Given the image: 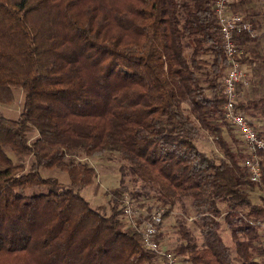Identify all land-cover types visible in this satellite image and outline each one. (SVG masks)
<instances>
[{
  "label": "trees",
  "instance_id": "trees-1",
  "mask_svg": "<svg viewBox=\"0 0 264 264\" xmlns=\"http://www.w3.org/2000/svg\"><path fill=\"white\" fill-rule=\"evenodd\" d=\"M215 1L0 0V104L15 89L25 96L19 118L0 114V264L159 263L123 216L125 188L111 190L110 213L81 195L97 172L79 151L120 154L157 187L164 219L189 204L202 240L180 224L170 251L181 263L236 264L223 220L239 262L264 264L249 222L264 220V199H249L259 183L250 156L222 137L233 130ZM251 37L235 35L239 45ZM203 133L217 138L218 156L197 145ZM43 169L66 173L69 186Z\"/></svg>",
  "mask_w": 264,
  "mask_h": 264
},
{
  "label": "built area",
  "instance_id": "built-area-1",
  "mask_svg": "<svg viewBox=\"0 0 264 264\" xmlns=\"http://www.w3.org/2000/svg\"><path fill=\"white\" fill-rule=\"evenodd\" d=\"M234 0H216L214 10L220 27L222 45L228 61V69L223 78V94L225 96L224 120L230 128L243 140L244 148L250 157L245 165L252 182L260 183L264 168V137L260 136L254 123L239 108V87L248 85L242 69L241 57L243 49L236 42L235 35L241 32L256 35L253 24L239 14L228 13V7ZM166 209L161 206L140 208L134 200L125 196L123 216L126 222L134 227L142 236L144 247L155 254L158 264H182L181 258L163 247L159 234L164 224ZM250 224L259 229L264 238V220L251 219Z\"/></svg>",
  "mask_w": 264,
  "mask_h": 264
},
{
  "label": "rangeland",
  "instance_id": "rangeland-1",
  "mask_svg": "<svg viewBox=\"0 0 264 264\" xmlns=\"http://www.w3.org/2000/svg\"><path fill=\"white\" fill-rule=\"evenodd\" d=\"M24 93L20 89L14 90V102L11 105L0 104V114L4 117L10 119L19 118L23 105H24ZM38 136L37 131H32L29 134L30 141L34 140ZM202 142L205 145L202 147L208 152L209 155L218 156L219 143L216 140H205ZM216 149V151H215ZM218 150V151H217ZM77 161H87L91 166H93L97 172V178L92 186H87L81 189V195L91 204V206L96 209L99 206H105L108 208V213H110L111 206V190L114 189H124L125 196L133 198L135 205L138 206V203H142L145 200L150 201L149 205H155L156 201L153 199V196L157 194V187L153 184H147L139 180L134 173L131 171V165L128 161L124 160L118 153H104L101 156H95L86 158L82 152H77L74 156ZM17 162H25L29 164L31 160L29 159H17L14 158ZM42 176L45 178H56L69 186V177L66 173L60 172L58 170L49 171L46 169L41 170ZM186 209H175L166 217L163 227L166 230L163 234V247L167 251L174 250L175 246L178 244V230L180 224L185 225L191 233L198 239L201 244V234L200 230L197 229L195 225L196 216L193 213V210L188 206L186 202ZM139 207V206H138ZM247 210V209H246ZM222 220V219H221ZM221 237H223L225 243H229V246L232 248L234 255L235 263L241 264L236 257L235 246L231 239V233L227 230L225 224L222 220L221 227ZM166 244H165V242ZM183 264V263H182Z\"/></svg>",
  "mask_w": 264,
  "mask_h": 264
},
{
  "label": "crops",
  "instance_id": "crops-1",
  "mask_svg": "<svg viewBox=\"0 0 264 264\" xmlns=\"http://www.w3.org/2000/svg\"><path fill=\"white\" fill-rule=\"evenodd\" d=\"M228 13L239 14L249 20L256 33L254 37L240 45L243 49L242 69L248 85L239 87V104L242 113L254 123L260 136L264 137V0H234L228 7ZM203 58L209 63L214 61L211 54ZM222 80L223 78L219 81L222 83ZM222 137L234 150L243 149L247 155L249 154L244 148L243 140L236 132L224 130ZM209 139L217 141V138L203 133L197 142L200 149L205 152L206 150L202 147L205 144L202 142ZM260 181L259 185L249 192V199L253 205L261 204L264 199V175ZM165 231L162 227V234ZM225 244L229 246L228 242ZM262 244L264 246L263 238Z\"/></svg>",
  "mask_w": 264,
  "mask_h": 264
}]
</instances>
